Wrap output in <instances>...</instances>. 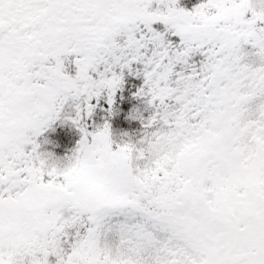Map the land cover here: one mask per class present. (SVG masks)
I'll use <instances>...</instances> for the list:
<instances>
[{
  "label": "snow or ice",
  "instance_id": "1",
  "mask_svg": "<svg viewBox=\"0 0 264 264\" xmlns=\"http://www.w3.org/2000/svg\"><path fill=\"white\" fill-rule=\"evenodd\" d=\"M61 2L89 30L22 141L35 154L53 121L79 130L41 173L65 190L37 264H264V0ZM114 114L142 135L114 139Z\"/></svg>",
  "mask_w": 264,
  "mask_h": 264
},
{
  "label": "trees",
  "instance_id": "2",
  "mask_svg": "<svg viewBox=\"0 0 264 264\" xmlns=\"http://www.w3.org/2000/svg\"><path fill=\"white\" fill-rule=\"evenodd\" d=\"M15 1L10 3V14L5 18L8 21L4 23V20H0V118L4 122L18 125L13 127L11 132L4 127V131L10 133H7L10 142H8L7 148L0 146V149L6 150L9 157H12L9 165L13 169L21 170L25 165L33 166V156L37 158L41 153L51 152L67 158L76 146L79 130L70 122L61 120L53 121L51 128L46 129L38 137L40 146L38 153L33 154L30 145L22 146V141L29 137L37 110L40 109L45 98L44 93L33 94L32 88L39 87L40 91L41 88L50 87L53 90L54 86L58 85L60 73L65 78L68 77L69 70L78 59L73 53L78 50L83 35L76 29L81 26L80 23L73 22L75 17H72L66 24L63 23L61 27L56 19L43 23V21L35 19L37 18V2L26 5L25 0ZM194 2L195 0H181V3L188 6ZM0 15L3 17V12H0ZM63 22L65 21L63 20ZM52 35L54 36L51 37ZM32 44L35 45L34 49H32ZM45 62L49 64L50 69V74L47 77H43L40 70ZM133 79L142 81L140 76ZM55 83L57 84L55 85ZM128 86L129 80L128 77H125L124 85L117 90V97L126 92ZM150 111L151 106H148L143 109L141 115L146 117ZM102 117L103 110L101 109ZM97 122H102V119ZM19 125H21V129L18 128ZM110 125L113 138L117 141L121 138L135 140L142 135L140 120L131 119L126 114L119 117L114 114L110 118ZM13 133L16 134V138L13 137ZM125 133L127 135H124ZM25 157L27 160L21 166V159ZM45 171L47 170L45 169ZM43 182L52 183L53 185L50 186L57 191L65 190V185L59 181L47 180ZM9 187L11 186L0 187L3 201L9 199L7 198L9 194L15 200H19L18 196L22 192L18 189L9 193L7 192ZM14 199L12 201H15ZM55 220L56 218L53 219V223ZM30 254L32 255V251Z\"/></svg>",
  "mask_w": 264,
  "mask_h": 264
},
{
  "label": "rangeland",
  "instance_id": "3",
  "mask_svg": "<svg viewBox=\"0 0 264 264\" xmlns=\"http://www.w3.org/2000/svg\"><path fill=\"white\" fill-rule=\"evenodd\" d=\"M11 1L14 2L15 0H0V12H3V17L0 15V20H4V23L8 21V19L5 18L10 14ZM20 1L22 0L18 2ZM25 1L26 5L37 2V18L35 19H39L43 21V23H48L47 21L50 22L51 19H56L59 23V27H61L63 23L66 24L72 17H75V21L73 22L80 23L81 28L76 27V29L79 30L81 34L89 30L88 25L84 22L85 17L83 13L63 6L61 0ZM61 16H63L62 19ZM63 20L65 22H63ZM53 36L54 35L51 37ZM42 39L44 40V38ZM32 47V49H34L35 45L32 44ZM25 52H27V50H25ZM40 70L42 76L47 77L50 74L49 64L45 62ZM64 78L65 77L60 73L58 84ZM56 84L57 83H55V85ZM51 91L53 90L50 87L41 88L40 91L39 87L32 88L33 94L41 92L44 93V96H46V93H51ZM22 124L23 121L21 122V125ZM17 125L18 124L4 122L0 118V146L7 148V144L10 142V138H7V133L11 132L12 128ZM21 125L18 126L19 129H21ZM4 127H6L9 132L4 131ZM15 135L16 134L13 133L14 138H16ZM11 159L12 157H9L6 150L0 149V168L3 169V171H0V187L10 185L11 187H9V191L7 192L13 193L18 189L22 192V194L18 196L19 200H15L9 194L7 197L9 199L3 201L4 199H2V195H0V204L4 206L2 227L6 233L7 243L10 245L8 254L13 257L12 264H37L38 258H34L33 255L30 254L32 247L42 240L45 229L49 224L53 223V219H58L63 216V213L59 212L54 207L55 201L61 190L59 189L57 191V189L50 186L53 185L52 183L40 181L41 173L45 171V169L48 170V168L59 169L64 167L67 158L52 154L51 152L41 153L36 159L44 163L45 167L43 169L37 164L35 166L25 165L21 170L18 168L13 169L11 165H9ZM13 199L15 201H12Z\"/></svg>",
  "mask_w": 264,
  "mask_h": 264
}]
</instances>
